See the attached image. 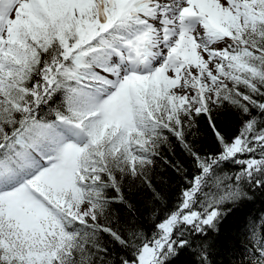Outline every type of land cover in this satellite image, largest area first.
<instances>
[{
    "label": "snow or ice",
    "instance_id": "6c2138e0",
    "mask_svg": "<svg viewBox=\"0 0 264 264\" xmlns=\"http://www.w3.org/2000/svg\"><path fill=\"white\" fill-rule=\"evenodd\" d=\"M200 117L212 151L189 139ZM173 138L190 164L162 155ZM131 187L151 193L143 220ZM258 197L264 0H0V264H216L222 247L264 264Z\"/></svg>",
    "mask_w": 264,
    "mask_h": 264
},
{
    "label": "trees",
    "instance_id": "16d2710c",
    "mask_svg": "<svg viewBox=\"0 0 264 264\" xmlns=\"http://www.w3.org/2000/svg\"><path fill=\"white\" fill-rule=\"evenodd\" d=\"M216 122L228 132H234L238 121L236 119L235 113L228 108L227 106L223 109L217 110L213 113ZM197 132L195 137L190 136V140H195L197 147L201 151H212L214 150V142L210 136V133L207 128V121L204 117L198 119L197 129H194ZM162 155L166 156L169 160H181L190 164L189 158L182 151L180 145L172 139L171 149L168 146H163L161 148ZM179 177L176 173L166 165L163 160L158 159L156 166L153 170V183L158 190L164 192L171 202L172 198L175 197L178 192V183ZM125 193L129 201L135 205L137 210V217L140 219H145L147 214V209L145 207L146 201L150 198L151 193L148 192L146 188L143 187H131L126 188ZM113 208L116 210L121 222H124L128 219L129 213L123 205H113ZM246 211H251L252 213L259 215L261 212H264V199L259 197L249 205ZM239 215V213H237ZM229 225L226 224V230ZM105 239H108L105 237ZM232 243L239 250L240 238L236 237ZM235 259V257L228 251L221 248V250L213 255V260L216 261V264H229V261Z\"/></svg>",
    "mask_w": 264,
    "mask_h": 264
}]
</instances>
